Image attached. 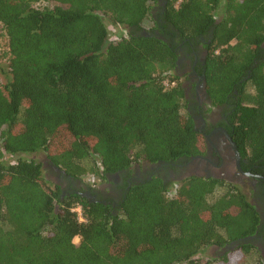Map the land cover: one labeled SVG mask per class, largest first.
I'll return each mask as SVG.
<instances>
[{"label":"trees","instance_id":"trees-1","mask_svg":"<svg viewBox=\"0 0 264 264\" xmlns=\"http://www.w3.org/2000/svg\"><path fill=\"white\" fill-rule=\"evenodd\" d=\"M150 1L0 0V264H264L247 239L264 234L260 212L234 182L193 175L171 195L155 178L91 200L24 156L45 152L82 181L200 153L176 68L180 45L204 40L207 93L241 158L264 169V0H167L154 17ZM109 23L126 35L110 40ZM237 241L251 261L202 256Z\"/></svg>","mask_w":264,"mask_h":264},{"label":"flooded vegetation","instance_id":"flooded-vegetation-1","mask_svg":"<svg viewBox=\"0 0 264 264\" xmlns=\"http://www.w3.org/2000/svg\"><path fill=\"white\" fill-rule=\"evenodd\" d=\"M157 2L159 5L156 10H160L167 4V0H157ZM156 13L153 10V14ZM206 56L207 49L203 40L199 44L192 43L190 47L180 45V55L177 61V67L181 66L180 63L184 64L187 76L185 82H182L186 91L188 111L195 121L196 128L204 138V148L200 153L189 158H182L176 162L144 161L134 165L131 173L128 171L113 173L108 175L105 180L97 177L96 182L85 183L78 180L85 184L82 187L77 185L76 180L66 175L64 182L67 187L66 190L63 189L64 192L74 189L79 191L82 188L86 190L81 192L82 196L91 200H95L99 196L118 200L131 184L144 183L155 178L163 180L164 183L169 184V187L172 186L170 193L175 189L173 187L193 175L224 179L241 185L247 183L251 189L249 192L252 198L251 202L260 212L261 227L264 230V169L261 170L257 165L251 166L241 156L240 166L242 170L238 169L235 151L230 140L232 136L229 133L230 112H226L224 106H214L207 93L206 75L202 69ZM227 107H230V104ZM63 173L66 174L64 171ZM229 178H232V180ZM127 183L128 187L125 186ZM101 186L104 187L100 188ZM92 188L96 189L95 193L92 192ZM248 240L255 243L263 251V233L253 235Z\"/></svg>","mask_w":264,"mask_h":264},{"label":"rangeland","instance_id":"rangeland-1","mask_svg":"<svg viewBox=\"0 0 264 264\" xmlns=\"http://www.w3.org/2000/svg\"><path fill=\"white\" fill-rule=\"evenodd\" d=\"M55 2H40V3H36L35 6L38 8H46V7H53L55 6ZM150 4H152V14H153V10H155V12H158V10H156V7H158L159 3L155 0L150 1ZM157 14V13H156ZM153 14V17L156 15ZM147 28L151 27L153 22H152V17H149L146 22H145ZM127 30L126 29H122L120 26H115L109 23V38L110 40H115L117 38H119L121 35H126ZM0 33H1V38H0V83L5 84L8 82V80L11 77V73H10V67H9V46H8V39L6 37L5 32L2 30L1 28V24H0ZM181 66L176 68V73L180 76L181 81L185 82L187 76L185 74V68H184V64L180 63ZM182 68V69H181ZM186 104H188V101H186ZM188 106V105H186ZM185 110V109H184ZM24 156L27 157H32V158H36L38 159L40 162H43L44 165V169H45V175L47 177L48 180H50L51 182H53L54 184H59L62 189L66 190L67 184L64 182V177H66V174L63 173V171H61L60 168L56 167L47 157V154L45 152H39V153H34V154H25ZM18 156H16L17 158ZM136 165V164H135ZM61 177V178H60ZM90 177H88V175H85L83 177V180L85 183L90 182L92 179H90ZM232 180V178H229ZM76 183L79 187L85 186L84 183H81L80 181L76 180ZM236 183V182H235ZM239 184V183H236ZM247 184V183H246ZM240 185V187L242 188V190L248 195V197L250 198V201H252V198L250 197V187L249 185ZM104 186H101L100 188H103ZM98 188V189H100ZM222 192V191H218L217 193ZM250 239V238H249ZM79 238L75 239V242H79ZM240 244V243H239ZM239 244H230L226 247L223 248H216V247H210L208 249L205 250V252H203L202 256L204 259H208V258H212L214 256H218V255H222L227 251H233L234 252V258H240V260L248 262L251 261V256L254 257V255H250L251 258H249V256H246L245 254H243V252L239 251L238 246ZM263 251L262 255H263V259H264V248L262 247Z\"/></svg>","mask_w":264,"mask_h":264},{"label":"built area","instance_id":"built-area-1","mask_svg":"<svg viewBox=\"0 0 264 264\" xmlns=\"http://www.w3.org/2000/svg\"><path fill=\"white\" fill-rule=\"evenodd\" d=\"M88 177H90V179H92L91 182H96V180H97V177L95 175L90 174V175H88ZM177 187H178V185L176 187H173V188L176 189ZM175 189L173 191H171V195H173L175 193V191H176ZM73 210L78 213V218H79L80 221H85L86 220L85 217L83 216L82 206L81 205H77L76 207L73 208Z\"/></svg>","mask_w":264,"mask_h":264},{"label":"water","instance_id":"water-1","mask_svg":"<svg viewBox=\"0 0 264 264\" xmlns=\"http://www.w3.org/2000/svg\"><path fill=\"white\" fill-rule=\"evenodd\" d=\"M230 140H231V144H232V146H233V150L235 151V157H236V163H237V167H238V169L239 170H242L241 169V166H240V153H239V150H238V148H237V144L230 138ZM248 238H250V237H248ZM247 238V239H248ZM247 239H243V241L244 240H247ZM239 242L240 241H237V242H233L232 244L234 245V244H239Z\"/></svg>","mask_w":264,"mask_h":264}]
</instances>
